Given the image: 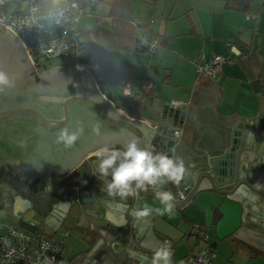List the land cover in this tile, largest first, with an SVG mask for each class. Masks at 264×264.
Returning <instances> with one entry per match:
<instances>
[{
	"label": "water",
	"instance_id": "water-1",
	"mask_svg": "<svg viewBox=\"0 0 264 264\" xmlns=\"http://www.w3.org/2000/svg\"><path fill=\"white\" fill-rule=\"evenodd\" d=\"M87 29L90 32L93 26ZM92 33L106 48L112 47L113 37L104 24L99 23ZM0 73L7 81L0 83V167L29 182L26 190L33 193L31 200L21 201L16 195L18 186L7 184L8 192H0V220H14L32 235L49 237L65 221L91 217L98 248L77 264H159L163 256L155 259V253L167 248L154 235L150 217L131 213L137 198L162 200L157 193L170 191L173 199L164 202L183 210L196 194L210 189L240 204L243 226L239 232L264 250V114L241 120L195 167H187L178 145L182 144L180 136H174L193 121L186 107L156 99L160 108L151 111L150 124L128 119L100 95L86 70L52 68L37 75L21 42L6 28L0 29ZM76 117H81L82 132L68 144L61 134H73ZM132 142L153 156L182 162L184 178L176 185L167 176L153 177V184L144 181L147 191L133 180L125 190L127 195L121 196V189H112L114 195H109L111 174L122 159H117L107 176L99 169L98 173L85 169L84 163L100 151L119 150L123 157ZM77 169L85 177L89 172V179L96 176L102 184L94 187L81 177L84 182L77 190L55 184L56 190L51 187L48 195L35 194L37 187L45 191L47 180H54L53 186ZM186 186L180 200L178 193Z\"/></svg>",
	"mask_w": 264,
	"mask_h": 264
},
{
	"label": "crops",
	"instance_id": "crops-1",
	"mask_svg": "<svg viewBox=\"0 0 264 264\" xmlns=\"http://www.w3.org/2000/svg\"><path fill=\"white\" fill-rule=\"evenodd\" d=\"M64 1L47 0L42 6L49 9L61 5ZM94 1H96V18H92L91 25H82L81 21L84 33H90L89 36L84 34V39L89 41L88 52L86 55L77 57V64L71 66L86 70L94 81L96 78L95 87L100 95L128 119L150 124L151 111L160 108L158 101L183 103L182 106L189 109L190 116L193 117L190 125H186L181 131L179 140L182 144H178L184 151V163L187 167H195L197 161L203 159L206 153L218 145L224 133H227L228 129L238 126L241 120L255 119L264 114V0H248L249 6L245 10L236 8L239 3L232 4L233 7L227 5V0H159L156 4H152L150 0H140L147 9L151 10L147 12L148 18L152 16L159 18L158 23L153 22V27L152 23L145 28L150 37L157 41V50H168L171 40V36L163 31L160 18L163 19L165 16V21H177L186 17L189 23L186 29H183L181 37H188L190 49L187 51L174 50L176 58L186 63V71L176 83L169 81L165 89L157 91L154 88L155 83H151L150 79H143L135 75L134 66L122 65L103 55L104 51L109 49L92 33L99 23L104 24L113 37L114 43L111 48L116 47L126 54L140 53L136 48L137 31L130 24L113 23L112 19L108 18L110 4L114 0ZM2 3L6 2H0V4ZM129 3L130 11L125 18L133 20L144 16L142 13L134 15L133 0H129ZM6 4H10V2ZM240 7L243 8L244 5H240ZM95 9L88 16H93ZM155 9L158 11L156 15H154ZM249 14H257L258 20L256 22L246 20L245 16ZM89 26H93L90 32L87 29ZM243 49L248 52V55H245ZM156 52L149 54L153 57ZM140 54L144 55L145 53ZM216 55L230 56L231 59L221 65L219 79L211 80L197 76L195 65L204 63ZM106 65H110L107 66V71L112 73L105 74L102 71L103 66L105 69ZM108 75L122 79V86L128 82L132 88L134 87L137 94L136 104H129L127 102L129 99L124 96L116 99L111 97L110 93L104 94L101 91L99 82L105 80ZM112 152H104V157H108ZM119 152L121 153V151ZM97 153L92 154V159L84 163V168L90 169L94 173H98L97 169H99ZM118 159H123V157L120 155ZM95 162H97V166H95ZM3 169L9 177L2 179L1 193L8 192L6 184L18 182L17 197L25 202L31 200L33 193H28L26 190L30 185L29 182L27 183L20 175ZM76 172L84 178V181L89 179L87 176L89 172L86 173V177L81 169H77ZM89 181L94 187L102 184L101 179L96 176ZM51 187L52 184H48L45 189ZM36 192L37 194L44 193L40 189H37ZM213 207H218L217 211H221L222 220L213 230H210L206 224L209 220V212ZM143 208L150 209L149 214L145 217L151 218L148 223L154 235L167 248L171 256L170 258L162 257L159 264H178L182 261L197 246L194 241L189 244L190 241L187 237L195 240L196 229L198 227L204 229L203 226L207 228L204 230L209 236L210 242L216 243L213 248L215 252L218 245L231 242L232 250L245 249L252 262L255 257L264 256V250L260 248V245L247 242L245 239L248 236L239 232L243 226L240 204L227 200L223 195L213 190L209 189L196 194L190 205L183 210L170 206L160 199L139 196L135 204L136 210H132L131 213L139 215L137 210ZM165 209L168 210L165 211ZM161 213L163 214L161 215ZM201 217H203L202 220ZM3 220L11 223L10 226H16L14 220ZM92 222L91 217L83 216L81 219L75 217L65 221L57 231L48 235L51 240L62 241L58 264H77L78 260L86 257L92 249L97 250L98 247H95L96 238L91 230ZM200 222L205 225H200ZM244 222L246 223L247 220L245 219ZM53 224L56 225L55 222ZM192 224L191 228L194 233L188 230ZM65 232L69 233V239H64ZM228 259L226 254L223 259H220L216 252L213 264H224Z\"/></svg>",
	"mask_w": 264,
	"mask_h": 264
},
{
	"label": "built area",
	"instance_id": "built-area-1",
	"mask_svg": "<svg viewBox=\"0 0 264 264\" xmlns=\"http://www.w3.org/2000/svg\"><path fill=\"white\" fill-rule=\"evenodd\" d=\"M45 0H18L17 5L6 4L0 9V29L10 30L21 42L35 68L40 63L67 62L84 55L85 39L81 27L83 16L95 9L94 0H65L61 5L45 9ZM256 22L257 14L245 16ZM151 18L133 19L130 25L137 31V47L154 53L158 43L145 30L152 24ZM230 56H213L210 60L195 65L197 76L217 80L221 65L229 62ZM124 98L131 99L129 85L123 87ZM173 106L183 103L172 101ZM181 135L175 131L174 136ZM188 187L182 188L179 199H183ZM196 248L178 264H213L215 250L209 245V236L198 232ZM64 239L69 237L65 232ZM62 241L51 240L44 235H32L17 226L0 223V264H58Z\"/></svg>",
	"mask_w": 264,
	"mask_h": 264
},
{
	"label": "rangeland",
	"instance_id": "rangeland-1",
	"mask_svg": "<svg viewBox=\"0 0 264 264\" xmlns=\"http://www.w3.org/2000/svg\"><path fill=\"white\" fill-rule=\"evenodd\" d=\"M2 1L6 3L11 2V5L18 4V0H0V2ZM133 6L135 8L134 15H137V13H142L144 16H140V19H148L147 12H150L151 10L147 9L146 5L142 4L140 0H133ZM3 7L4 6H1L0 9H2ZM157 12V9H155L154 15H156ZM96 16L97 10L95 9V14L93 16H83L82 25H91L92 18H96ZM165 18V16L163 19L160 18V22L163 26V31H165L167 35L171 36L168 50H157L156 54L151 57L149 53H145L144 55H141L140 53L126 54L121 52L118 48L114 47L109 50H105L103 54L105 57L110 58L112 61H117L122 65L130 67L134 66V72L136 76L142 77L143 79L148 78L150 79L151 83H155V91L165 89L167 87L166 84H168L169 81H172V83H176L183 77L186 71V63L183 60L176 58L174 50L187 51L188 49H190L188 44L189 39H187L188 37H181L182 31H184L183 29H186L187 25L189 24L188 19L186 17H182L177 21H165ZM151 20L154 23H158L159 18L152 16ZM154 23L152 27L154 26ZM162 33H160V35H162ZM62 63L63 62L58 61L46 64L40 63L39 66H37L36 71L37 73H40L41 69L47 67L50 68V66L53 67ZM75 64H77V59L68 65ZM43 65L45 67H43ZM94 68L96 69L97 66L95 65ZM99 83V87L104 94L110 93L111 97H115L116 99H119V97L125 95V91L122 86L123 81L119 77L108 75L105 80H101ZM217 209L218 207H213L209 212V220L206 226H208L210 230H213V228H215L222 220V213L219 210L217 212ZM216 213L220 214V219L215 223L214 216ZM202 218L203 217H201V220ZM0 223L6 226H10L9 224H11L5 220H0ZM200 225L205 224H201L200 222ZM191 226H193V224L189 226L188 230L189 232L194 233V230L191 228ZM206 226H203V228L207 229ZM187 239H189L190 241L189 244H192V242L194 241L191 237H187ZM182 243L184 242L182 241ZM230 246L231 242H225L221 245H218L216 249L217 256L219 254L220 259H223L225 254L229 257L227 262H225L224 264H264V256L255 257L254 262H252V260H250L249 253L245 249L232 250Z\"/></svg>",
	"mask_w": 264,
	"mask_h": 264
},
{
	"label": "clouds",
	"instance_id": "clouds-1",
	"mask_svg": "<svg viewBox=\"0 0 264 264\" xmlns=\"http://www.w3.org/2000/svg\"><path fill=\"white\" fill-rule=\"evenodd\" d=\"M6 77L3 73H0V83H6ZM62 139H66L68 144H72L76 136L75 134L68 135L67 131L61 134ZM97 157L99 158V171L104 176L108 175V170L113 168L118 157L121 153L116 150L113 151L111 155L104 158V152H98ZM130 158V159H129ZM158 162V163H157ZM184 166L183 163H174L173 159L168 158L166 155H156L153 156L151 152L147 150L138 149L135 142L130 143L127 146V150L123 153V159L118 167H115L112 172V181L109 184V195H114L111 191L112 189H121L120 195H127V191L130 187V182L133 180L139 181L137 184L138 188H142L147 191L144 186V181H148L149 184L155 183L152 179L153 177L159 178L161 176H167L169 180L173 181L174 184L178 185L179 182L184 178ZM157 196L162 197V201H169L173 199L170 191L157 193ZM168 209H165L167 211ZM138 214L140 216H147L150 209L143 208L138 209ZM163 213H161L162 215ZM164 258L168 257V252L157 251L155 253V259L160 256Z\"/></svg>",
	"mask_w": 264,
	"mask_h": 264
},
{
	"label": "trees",
	"instance_id": "trees-1",
	"mask_svg": "<svg viewBox=\"0 0 264 264\" xmlns=\"http://www.w3.org/2000/svg\"><path fill=\"white\" fill-rule=\"evenodd\" d=\"M150 1L152 2V4H156L159 0H150ZM236 3H239V5L236 8L242 9V10H245L246 7L249 6L248 0H227V5H230L231 7H233L232 4L236 5ZM5 5H6V3H2V4H0V7L1 6H5ZM240 5H244V7L241 8ZM263 7H264V2H263ZM129 11H130L129 0H114L110 4V10H109L108 18H111L112 19L111 21L113 23L115 22V23H118V24L122 23V24L127 25V24H130L131 21H132L129 18H125L126 14ZM85 35L89 36L90 33H86ZM87 41H88V39H87ZM87 41L85 40V52H84V55H86L87 52H88L89 41L88 42ZM136 48H137V51L140 52V53H147L148 52L147 50L140 49L139 47H136ZM242 51H244L245 55H248L247 51H245L244 49ZM148 53H150V52H148ZM154 53H150V54H154ZM74 60H75V58H71L67 62L64 61L63 64L65 66L70 67L71 65H68V64L72 63ZM66 63H68V64H66ZM107 66H110V65H106L105 69H104V66H103V70L102 71L105 74L106 73H112V72H108L107 71V68H108ZM111 67H114V66H111ZM113 70H115V69H113ZM95 81H97L96 78H95ZM126 85H129V89H130V93H131V99L128 100L127 102L129 104H134V103L136 104L137 94L135 93V91L133 89L134 87L132 88V86L128 82H126V84H124V86H126ZM140 86H142V85H140ZM83 182L84 181L81 178V176L77 172H74L70 176H68L66 179H64L62 181L61 185L66 186V187H73V186H78L79 187L80 185H82ZM219 219H220V214L216 213L215 216H214V222L216 223ZM196 230L197 231H196L195 237H197V238L199 236L198 232H202V233L206 234L205 230L202 229V228L198 227ZM194 243H195V245H197L198 241L195 239ZM215 244H216L215 242H209V245L212 248H214Z\"/></svg>",
	"mask_w": 264,
	"mask_h": 264
},
{
	"label": "flooded vegetation",
	"instance_id": "flooded-vegetation-1",
	"mask_svg": "<svg viewBox=\"0 0 264 264\" xmlns=\"http://www.w3.org/2000/svg\"><path fill=\"white\" fill-rule=\"evenodd\" d=\"M5 32V31H4ZM10 43H14V41L12 40ZM9 43V44H10ZM39 66V65H38ZM43 67H45L44 65H43ZM72 67V66H71ZM52 68H70V67H68V66H65L63 63L62 64H58V65H56V66H50V68H44V69H41V71H40V73H37V71H36V73H37V75H41V74H43L44 72H46V71H50ZM36 69V68H35ZM54 70V69H53ZM93 81H94V79H93ZM94 83H95V81H94ZM78 118L76 117V120H77ZM79 121H81V117L77 120V122L73 125V134H80L82 131H81V129H80V123H79ZM92 159V157H89V161ZM88 161V162H89ZM70 176V175H69ZM6 177H9V175L4 171V169L2 168V167H0V192H1V185H2V179L3 178H6ZM68 177V176H67ZM66 177V178H67ZM66 178H64V179H66ZM64 179H62V180H60V181H58L57 183H53V186H52V189H55L56 190V185L58 186V185H60L61 187H65V188H69V189H72V190H77L79 187L78 186H73V187H66V186H63V185H61V183H62V181L64 180ZM51 181H54V180H50V182L49 183H47V185L48 184H50L51 183ZM56 184V185H55ZM7 185V184H6ZM10 185H16V186H18V182H13L12 184H10ZM47 185H46V188H47ZM35 187H37V186H33V188H35ZM37 189H39L38 187H37ZM41 190V189H40ZM50 191V189H45V191H44V193H42V194H37V192H35V194H37L38 196H44V195H48V193H50L49 191Z\"/></svg>",
	"mask_w": 264,
	"mask_h": 264
}]
</instances>
